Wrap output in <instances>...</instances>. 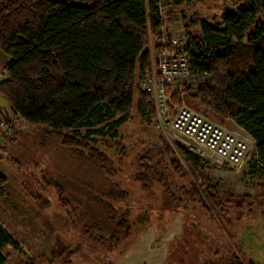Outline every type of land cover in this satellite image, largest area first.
<instances>
[{
  "label": "trees",
  "instance_id": "16d2710c",
  "mask_svg": "<svg viewBox=\"0 0 264 264\" xmlns=\"http://www.w3.org/2000/svg\"><path fill=\"white\" fill-rule=\"evenodd\" d=\"M183 19L193 67L209 75L208 83L195 94L184 91L187 104L212 113L221 123L234 120L243 127L254 139L264 166V0H242L216 22L194 16ZM162 24L159 0H0V49L9 56L0 94L15 115L34 125L46 139L115 175V160L98 143L104 138L118 139L120 128L132 120L135 106L137 112L155 116L152 96L140 81L152 73V45L163 48ZM177 94L173 92V100L181 104ZM3 122L8 125L10 121ZM9 129L0 124V136L14 143ZM160 143L138 157L140 169L134 179L145 191L159 183L164 198L160 211L181 218L183 232L168 241L163 264H178L169 255L183 258L187 251L195 256L196 264H254L235 248L222 254L216 249L213 259H207L202 254L206 245L204 234L200 236L203 224L197 229V215L202 211L217 222L222 233L224 225L217 214L227 218L233 209L239 212L238 221L250 195L220 191L219 181L210 173L211 163L184 146H173L164 135ZM6 147L1 140L0 149ZM167 157H171L169 162ZM174 176L191 177L189 188L180 187L183 197L175 193ZM75 178L70 188L53 177L45 182L54 188L62 207L79 212L77 222L83 223L93 241L112 251L132 234L128 191L115 184L102 189ZM7 181L0 171V187ZM31 191L42 205L50 204L37 189ZM228 220H232L231 212ZM161 228L163 235L170 222ZM9 247L23 254L15 264H75L83 250L82 243L68 245L57 236L49 256L33 255L0 221V264H7L12 255L5 251Z\"/></svg>",
  "mask_w": 264,
  "mask_h": 264
},
{
  "label": "rangeland",
  "instance_id": "374dc122",
  "mask_svg": "<svg viewBox=\"0 0 264 264\" xmlns=\"http://www.w3.org/2000/svg\"><path fill=\"white\" fill-rule=\"evenodd\" d=\"M241 1L178 0L172 4L166 0L164 5L168 10L163 9V18L166 26L176 32L184 28L186 21L183 16L185 19L194 16L216 22L221 19L224 12L237 7ZM7 60L8 55L0 49V74ZM3 80L4 77L0 76V82ZM177 91L179 95L180 89L174 90L175 93ZM184 101L186 102L185 96ZM199 111L219 122L212 113H206L201 109ZM132 114V120L120 128L118 139L99 140L98 145L115 160L116 170L113 169L116 174L110 176L108 172L98 169L97 166L91 165L77 155L73 149L59 148V142L46 139L34 125L24 122L15 115L7 99L0 94L2 117L0 124L4 129L10 127L11 136L16 138L13 143L8 142L6 136H0V141L8 146L5 150L0 149V171L8 178L6 184L0 187V221L26 243V245L23 243L25 252L49 256L51 247L56 243V237L60 236L68 245L83 244L82 252L75 258V264H145L146 261L148 264H163L164 259L168 258L170 243L168 241L183 232L181 218L174 217L176 214L160 211L164 206V198L159 183H154L152 190L145 191L134 179L140 169L137 165L138 157L146 151H153L155 146H161L160 137L164 134L156 125V115L149 117L141 114L137 112L136 106ZM4 117L10 121L8 125L3 122L6 120L3 119ZM221 124L231 132L250 138L246 130L234 120L224 121ZM170 159L171 157H167L166 162ZM210 173L214 180L219 181L220 191L228 189L233 193L244 192L250 196L245 203L243 217L238 221L235 218L239 212L233 209L228 210L227 218L217 214V218L224 225L222 233L215 220L208 218L209 216L202 211L198 213L197 220L200 221L197 229L203 224L200 236L204 234L203 241L206 244L202 248V254H205L207 259H213L215 251L219 250L222 254L235 248L246 262L264 264V166L260 159L256 154L251 155L242 166L237 168L219 167L212 163ZM64 176L66 178H63ZM51 177L64 183L67 188H70L76 181L75 177H78L82 181L83 179L92 181L98 188H112L115 184L127 190L129 196L126 204L132 210V234L112 251L104 249V244L93 241L85 232L83 223L77 222L79 212L70 213V210L58 203L56 191L45 182L46 178ZM172 179L176 185L174 187L176 195L183 197L180 187L189 188L191 177L174 176ZM33 189L48 197L50 204L44 206L38 202L31 195ZM99 199L98 204H100ZM100 209L105 210L103 206H100ZM230 212L232 219L230 221L233 222L231 225L228 220ZM154 217L156 218L153 219ZM72 218L76 221L72 222ZM186 218L189 219V215ZM167 221L170 225L173 223L170 231L160 235L163 229L158 227ZM8 251L12 255L7 264H15L23 257L21 251H14L11 248ZM174 254L176 253L169 255V258H174L178 264L180 262L187 264L191 261L197 263L194 260L195 256L189 251L183 258Z\"/></svg>",
  "mask_w": 264,
  "mask_h": 264
},
{
  "label": "built area",
  "instance_id": "2783aa9c",
  "mask_svg": "<svg viewBox=\"0 0 264 264\" xmlns=\"http://www.w3.org/2000/svg\"><path fill=\"white\" fill-rule=\"evenodd\" d=\"M165 1L159 0L161 18L164 10H168ZM169 1L175 4L178 0ZM160 35L163 48L158 50L152 45V73L140 81L141 88L152 96L157 127L173 145L184 146L211 164L225 168L242 166L251 155H257L254 142L229 131L184 101V91L195 94L209 81L207 73L193 67L192 56L188 52L190 40L185 29L182 27V30L174 32L166 26L163 18ZM0 76L7 77L4 68ZM175 89H180L181 104L173 100Z\"/></svg>",
  "mask_w": 264,
  "mask_h": 264
},
{
  "label": "crops",
  "instance_id": "0c3cea01",
  "mask_svg": "<svg viewBox=\"0 0 264 264\" xmlns=\"http://www.w3.org/2000/svg\"><path fill=\"white\" fill-rule=\"evenodd\" d=\"M6 54V53H5ZM7 55V54H6ZM8 58H9V56H8ZM247 132V131H246ZM249 136H250V134H249ZM246 137V136H245ZM246 138H248V139H250L251 140V142L253 143L254 142V139L250 136V138L249 137H246ZM254 145H255V142H254ZM172 225H170V227H171ZM11 233H12V231L11 230H9ZM170 231V228L168 229V232ZM175 234H177V233H175ZM15 235V234H14ZM15 237L20 241V242H22V243H24L22 240H21V238L20 237H17L16 235H15ZM161 237V236H160ZM164 238H165V236H164ZM25 239L28 241V238H27V236H25ZM170 239V238H169ZM168 241V240H167ZM24 245H26V243H24ZM8 249H10V247L9 248H7L5 251L6 252H9L8 251ZM17 251V250H16ZM168 251V250H167ZM165 260V259H164ZM164 262V261H163ZM145 264H148V262L146 261L145 262Z\"/></svg>",
  "mask_w": 264,
  "mask_h": 264
}]
</instances>
